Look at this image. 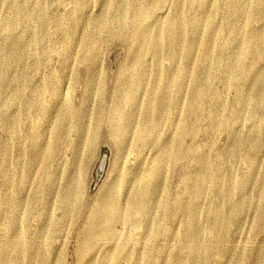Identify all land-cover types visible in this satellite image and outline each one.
I'll list each match as a JSON object with an SVG mask.
<instances>
[{"label":"rangeland","instance_id":"374dc122","mask_svg":"<svg viewBox=\"0 0 264 264\" xmlns=\"http://www.w3.org/2000/svg\"><path fill=\"white\" fill-rule=\"evenodd\" d=\"M197 2L0 0V264H264V0Z\"/></svg>","mask_w":264,"mask_h":264},{"label":"bare ground","instance_id":"6f19581e","mask_svg":"<svg viewBox=\"0 0 264 264\" xmlns=\"http://www.w3.org/2000/svg\"><path fill=\"white\" fill-rule=\"evenodd\" d=\"M204 1L205 0H198V2H197V5L199 6H201L203 3H204ZM197 10H199V9H197ZM196 10V11H197ZM183 14V13H182ZM170 23H172V24H175L176 23V20H174V19H171L170 20ZM191 42H192V40L188 43L189 44V46H191ZM185 43V42H184ZM256 89V88H255ZM259 89V88H258ZM263 89V88H262ZM256 92H258V90L256 91ZM263 93V92H262ZM258 95H259V92H258ZM262 97V96H261ZM258 99H259V97H258ZM193 108H194V105L193 104H190V106H189V111L191 112L192 110H193ZM179 152H178V156L180 157L181 156V154L185 151V147H184V144L183 143H180L179 144ZM197 160H200V158L198 157L197 158ZM160 163H157V166L154 168V173H155V178L153 179V180H151V181H149V182H147V183H145V185H144V189H145V192L143 193V196H142V198H141V201L139 202V204H141L142 206H143V209H145V210H147L152 204H153V201H154V193H155V191H157V190H155V183H156V181L160 178ZM158 197V196H157ZM67 199H69V197L67 198ZM157 200V199H156ZM112 203H113V201H111V202H109L107 205H106V207L104 208V210H106L107 211V213L110 215V216H112L113 215V213H111L112 212V210H113V206H112ZM156 203V202H155ZM165 207V206H164ZM164 211H165V209H164ZM113 229H114V226L112 227V231H113ZM96 237V234H95V231L92 229V228H90L89 230H87L86 232H84L83 233V235H82V241H83V244L84 245H87L92 239H94ZM196 237V236H195ZM19 238V237H18ZM17 238V239H18ZM11 239V238H10ZM193 239L191 238V236H189L188 235V237H187V239H186V242H187V244H192L193 243ZM195 241L197 242V239L195 238ZM13 245V244H12ZM193 245V244H192ZM195 245H197V244H195ZM204 245V244H203ZM188 246H190V245H188ZM89 248L90 247H81V250L84 252V253H86L88 250H89ZM189 248H193V249H195V248H197V247H189ZM200 248H204L203 250H209L210 252L213 250V247H200ZM112 250V249H111ZM193 251H195V250H193ZM203 252V251H202ZM195 253H197V252H195ZM195 253H192L193 255L195 254ZM201 253V252H200ZM206 254V253H205ZM194 256H196V255H194ZM123 260L119 263V264H131V263H129V262H127V263H125V262H123ZM12 264V263H11ZM83 264H89V261L88 260H86V259H84L83 260Z\"/></svg>","mask_w":264,"mask_h":264}]
</instances>
